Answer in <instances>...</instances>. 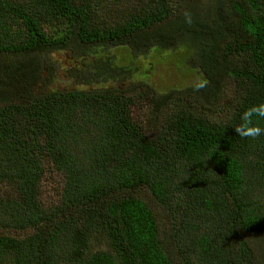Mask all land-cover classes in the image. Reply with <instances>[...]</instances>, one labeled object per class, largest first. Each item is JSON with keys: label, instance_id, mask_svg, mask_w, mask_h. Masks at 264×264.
Segmentation results:
<instances>
[{"label": "trees", "instance_id": "obj_1", "mask_svg": "<svg viewBox=\"0 0 264 264\" xmlns=\"http://www.w3.org/2000/svg\"><path fill=\"white\" fill-rule=\"evenodd\" d=\"M261 103L264 0H0V264H264Z\"/></svg>", "mask_w": 264, "mask_h": 264}, {"label": "rangeland", "instance_id": "obj_2", "mask_svg": "<svg viewBox=\"0 0 264 264\" xmlns=\"http://www.w3.org/2000/svg\"><path fill=\"white\" fill-rule=\"evenodd\" d=\"M121 52L120 55H122V57L126 54L125 50H118ZM55 54V53H54ZM58 54H60L63 58H62V63H61V67L58 68V70L60 71L63 70L62 68V64H63V59H64V55L65 53L63 52H58ZM119 55V56H120ZM128 55H125L124 60H128ZM54 57V56H53ZM69 59V58H68ZM151 60H153L152 57H150ZM79 58H77L76 64L79 65ZM118 61V60H117ZM119 61H122L121 58H119ZM143 61V60H142ZM45 63H51L52 65H57V59H47L45 61ZM152 73L148 74V76L146 78L147 82H150L152 84H171L174 82L180 83H188L192 80V73L189 70H185V71H180L177 68V63L174 59H169L168 61L164 62V63H156V65L152 68ZM48 72L47 70L44 72V75L47 76ZM61 85L62 86H72L73 81L72 80H64L61 78ZM51 86V85H50ZM132 86L131 82H125V83H121L119 85V87H121L122 89L128 88V87ZM134 114L136 118H143L145 116V112L141 107H135L134 109Z\"/></svg>", "mask_w": 264, "mask_h": 264}, {"label": "clouds", "instance_id": "obj_3", "mask_svg": "<svg viewBox=\"0 0 264 264\" xmlns=\"http://www.w3.org/2000/svg\"><path fill=\"white\" fill-rule=\"evenodd\" d=\"M197 88L204 87L203 83L196 85ZM254 114L259 117H264V103L253 105L248 108L242 115V123L234 128L235 132L240 137H252L256 138L264 134V128L260 127L259 124L253 123Z\"/></svg>", "mask_w": 264, "mask_h": 264}, {"label": "flooded vegetation", "instance_id": "obj_4", "mask_svg": "<svg viewBox=\"0 0 264 264\" xmlns=\"http://www.w3.org/2000/svg\"><path fill=\"white\" fill-rule=\"evenodd\" d=\"M65 58L63 59V66L64 67H62L63 68V70H69V68L70 69H74L75 68V65H76V61H77V59H75V61L73 62V60H72V58H71V56H70V54L69 53H66L65 55ZM57 65H52L51 63H47V65H46V69H48V70H53V69H58V68H60L61 67V61H62V56L60 55V54H57ZM69 58V59H68ZM63 70H61L60 69V71H63ZM46 71V70H45ZM45 76V75H44ZM44 79H46V81L47 82H50V81H52L53 80V78H50V77H48V76H45V78Z\"/></svg>", "mask_w": 264, "mask_h": 264}]
</instances>
